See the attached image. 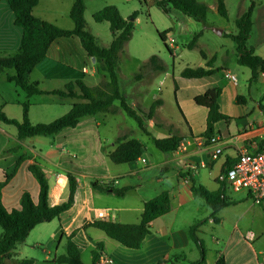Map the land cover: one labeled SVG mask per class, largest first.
I'll return each instance as SVG.
<instances>
[{"label": "crops", "instance_id": "obj_1", "mask_svg": "<svg viewBox=\"0 0 264 264\" xmlns=\"http://www.w3.org/2000/svg\"><path fill=\"white\" fill-rule=\"evenodd\" d=\"M68 1L70 10L73 0ZM149 1L152 2H144ZM132 2L121 0L113 6L123 18H127L130 11H136L134 7L130 10L127 8L128 3ZM124 8L128 10L126 16L122 13ZM32 13L64 30H71L74 26L70 18V21L64 20L61 24L56 16L49 18V0H38ZM166 16L171 23L157 32L168 31L163 45L171 49L169 55L174 58L178 47L174 42L175 31L172 27L178 26L182 33L183 25L192 24L193 19L174 9ZM13 20L14 14L8 3L0 0V59L15 55L20 47L22 29ZM140 21V16H137L134 25ZM252 22L248 40H255L248 47L264 59V0L255 2ZM104 23L107 25L102 28L109 30L108 23ZM90 33L100 47L109 46L111 40L99 44V34ZM235 33L221 30V35H217L214 32L217 37ZM132 38L118 54V86L126 102L144 113L140 115L149 135L127 123V116L121 111L84 117L76 127L63 129L55 136H37L20 143L16 140L15 127L0 122V182L4 184L1 201L8 212L19 209L20 197L24 192L30 194L34 203L38 200V184L27 170L29 165L35 164L43 171L52 206L67 201V173L77 183L71 207L58 219L39 224L33 229L39 228L42 233L48 228L42 226H49V249H43L45 253L42 258L37 259L35 252L43 235L29 241L32 230L23 243L16 245L14 259L2 264H17L24 258L33 259L32 264H54L51 263L54 257L65 254L68 236L78 246L84 264H92V251L97 244H101L102 250H96L98 258L95 264H102L100 257H110L114 264H188L197 261L200 256L189 237V228L198 221H202L197 236L205 246V264H218L219 261L221 264H264V232L244 231L242 225L246 214L237 210L247 200L252 201L246 192L232 191L223 177L225 169L239 153L258 151L264 141V81L259 76L250 80V75L239 67L234 69L241 72L244 78L237 80L230 72L228 65L237 64L233 42L225 50L222 47L210 51L203 49L207 59L213 58V68L218 70L209 76L189 79L181 77L180 72L185 67H205V60L201 58L195 64L183 62L180 68L174 70L172 67L169 70L164 54L158 48L153 50L146 42H140L137 50L134 47L130 50L128 46ZM152 55H156L157 61L146 65ZM228 57L232 62H227ZM13 74L11 69L0 73V107L8 118L21 120V103L25 100V94L14 83L7 81V75ZM138 74L140 78L137 79ZM226 74L234 76L235 81L227 78ZM168 78L171 81L175 121L163 112L161 87ZM78 79L89 87L96 86L100 81H108L107 74L99 69L96 61L87 57L77 38H60L52 42L43 60L29 74L30 82L36 83L43 92L62 90L66 83ZM214 87L221 89L219 110L230 120L215 125L212 138L216 141L211 143L205 141L203 135L207 109L196 105L194 98ZM29 100L28 119L31 124L49 123L66 114L74 103L83 102L79 98H59L51 94L33 95ZM155 100H160L161 104L152 118L147 119L146 113ZM170 134L182 137L179 148L169 153L158 151L151 137L165 138ZM117 139L139 140L144 146L142 155L125 164L112 163L108 154L115 149ZM17 145V151H8ZM217 149L220 152L215 156ZM141 158L145 159L144 163ZM92 181L115 188L128 187L129 190L123 196L99 192L91 187ZM192 184L200 185L209 192L218 191L222 186L224 197L230 204L211 215L212 211L205 201L191 191ZM163 192L169 195L170 209L150 223L149 234L138 249H127L109 239L102 231L88 226L98 220L138 224L144 203ZM117 253L118 256L115 255Z\"/></svg>", "mask_w": 264, "mask_h": 264}, {"label": "trees", "instance_id": "obj_2", "mask_svg": "<svg viewBox=\"0 0 264 264\" xmlns=\"http://www.w3.org/2000/svg\"><path fill=\"white\" fill-rule=\"evenodd\" d=\"M5 1L14 14V24L22 29V37L20 47L15 55L6 59H0V73L7 69L14 71V74L7 75L6 79L22 90L25 94V100L21 103V120L8 118L0 107V122L15 127L16 140L19 143L37 136L52 137L63 129L76 127L80 119L84 117L116 111L123 112L136 123L140 130L149 135L140 115L144 113L133 109L126 102L124 96L119 91L116 73L118 54L132 37L134 20L138 16L137 11H133L127 18H123L119 10L113 5L104 6L95 12L92 16L93 20L96 23L107 22L112 37L108 47H100L96 43L95 37L87 29L84 18V0H73V4L69 10V18L74 24L71 30L61 29L50 22L35 17L32 9L38 3V0ZM152 2L165 15H169L170 11L174 9L196 22L205 24L208 7L204 2L198 0H152ZM253 8L254 1L252 0L248 9L235 20L237 32L233 35H226L235 44L237 64L250 70V80L256 79L258 73L264 72V59L254 54L253 49L247 46L253 25ZM216 11L221 17H227L223 0H216ZM167 32H157L162 42L165 41ZM198 37L199 34L193 35L192 40L186 45L188 49L194 48ZM60 38H77L87 57L90 59L94 58L99 64V69L107 74L108 81H100L96 86L89 87L82 80L78 79L66 83L62 90L40 91L36 83L30 82L29 74L43 60L50 44ZM165 47L169 53H172L167 45ZM200 56L205 60V67H185L180 72L181 77L189 79L202 78L217 72L218 69L213 68V58L207 59V56L201 50ZM155 61H157V57L156 55H152L147 60L146 65L153 64ZM159 68L161 70L162 66ZM135 78H140V74ZM39 94H51L59 98H79L83 102L74 103L66 114L49 123L31 124L28 119V110L31 105L29 98ZM220 94V87H214L194 98L196 105L207 109L206 129L203 134L207 139L212 138L215 125L218 122H228L230 120L228 116L219 110L218 99ZM160 104V100H155L150 105L146 113L147 119L152 118L155 109ZM181 140L182 137L177 134H170L165 138L151 137L153 146L162 153L176 151L179 148ZM262 143L264 141L261 142L260 146ZM18 148L19 145L10 148L8 151L15 152ZM143 150V144L137 139H117L116 147L108 154V158L114 164H125L140 157ZM18 163L17 161L16 166ZM27 170L33 175L38 184L39 191L36 203L32 201L28 192H24L20 197L19 209L8 212L1 201L4 184L0 182V264L14 257L16 245L23 243L36 226L50 222L53 219H58L73 204L77 183L71 174H66L69 186L67 201L60 205L52 206L49 203L48 182L41 168L32 164L27 167ZM221 185L223 186L222 183ZM222 186L218 191L209 192L200 185L194 186L192 184L191 191L205 201L212 211L211 215H213L219 209L230 204L224 197ZM91 187L99 192L112 193L116 196H123L129 190L128 187L115 188L108 184L98 183L97 181H92ZM169 209V195L167 192H163L144 203L141 219L138 224H120L98 220L89 223L88 226L102 231L109 239L127 249H138L145 236L149 234L150 223L157 217L167 213ZM201 223L202 221H198L189 228V237L197 247L200 256L197 261L189 262L188 264H205V246L203 241L197 236V229ZM62 236L61 234L60 237ZM96 250H102L101 244H97L96 249L92 251V264H95L98 258ZM32 263L33 259L24 258L17 264ZM51 263L84 264L81 260L78 246L71 240V236L66 238L65 254L54 257ZM218 264H221V262L219 261Z\"/></svg>", "mask_w": 264, "mask_h": 264}, {"label": "rangeland", "instance_id": "obj_3", "mask_svg": "<svg viewBox=\"0 0 264 264\" xmlns=\"http://www.w3.org/2000/svg\"><path fill=\"white\" fill-rule=\"evenodd\" d=\"M121 0H84L85 3V13L84 18L86 21L87 29L93 34H99V44L102 42H110L111 36L109 30L106 28L105 30L102 28L103 25H107L104 22L96 23L93 20V14L100 10L103 6L119 4ZM201 1V0H199ZM227 17H221L216 11V0H202L207 7V16L205 24H201L199 22L191 20L192 24L183 25L182 33L179 32L178 26H173L172 30L175 31L174 42L178 47L176 50V56L171 58L169 52L164 47L163 42L158 37L157 31L161 30L166 25L171 23V19H168L167 16L160 10V8H156L155 4L151 1L144 2L143 0H133L132 3H128L127 8L130 10L131 8H135L138 12V16H140L141 21L138 22L137 25H134L133 28V38L129 43V49L137 50L139 48L140 42H146L149 47H152L153 50H160L164 55V60L167 64L169 70L173 67L174 70L180 68L183 62H187L189 64H195L198 60L201 59L200 50H212L213 48L218 50L219 48H229L230 45H233L232 41L225 36H215L214 29L224 30L225 32H237L235 26V20L238 16L245 12L252 0H223ZM254 4L257 0H253ZM69 1L68 0H49V18L51 16H56L57 20L61 24L62 21L67 20L70 21L68 17L69 10ZM52 6V7H51ZM122 8V7H121ZM122 13L125 15L128 10L125 8L122 9ZM132 13V11H130ZM129 13V14H130ZM126 16V15H125ZM169 16V15H168ZM256 15H253V20H255ZM203 27L205 28L203 30ZM175 29V30H174ZM194 34H199L197 42L192 49H188L187 46L183 48V45H187L191 40ZM106 35V36H105ZM109 40V41H108ZM252 40L247 41V46L252 45ZM214 46V47H213ZM124 48V47H123ZM227 62H232L230 57H228ZM234 67H239L241 71H244L246 75H250L248 68L237 65V64H229L228 68L231 69V73L237 78V80L244 78L241 72H237ZM136 80V79H135ZM162 91V100H163V112H165L169 117L175 121L176 114L174 113V106L172 100V91H171V81L170 79L165 80V84L161 87ZM127 123H130L134 127H137L135 122L126 117ZM238 211H244L246 214L245 222L242 225L244 231H254L255 233L264 232V210L254 206L250 200H247L245 204H242L237 209ZM42 227H48L47 230L42 233L39 228L33 230L31 235L29 236L30 240H36V238L41 234L42 241L36 247L35 256L37 259L42 258L45 253L44 248L49 249V226L44 224ZM1 231V229H0ZM118 256V253L115 254ZM14 257L11 259L13 260ZM14 262V261H12ZM9 264V263H3ZM50 264V262H48Z\"/></svg>", "mask_w": 264, "mask_h": 264}, {"label": "built area", "instance_id": "obj_4", "mask_svg": "<svg viewBox=\"0 0 264 264\" xmlns=\"http://www.w3.org/2000/svg\"><path fill=\"white\" fill-rule=\"evenodd\" d=\"M258 76L264 81V72L258 73ZM226 77L235 81L232 75L226 74ZM205 141L213 143L216 139L206 138ZM219 152L217 149L215 156ZM140 160L142 163L145 162L144 158ZM223 177L232 191L246 192L254 205L264 209V143L258 151L239 153L235 161L225 169ZM100 262L102 264H114L110 257H100Z\"/></svg>", "mask_w": 264, "mask_h": 264}, {"label": "water", "instance_id": "obj_5", "mask_svg": "<svg viewBox=\"0 0 264 264\" xmlns=\"http://www.w3.org/2000/svg\"><path fill=\"white\" fill-rule=\"evenodd\" d=\"M214 32L217 34V35H221V30H217V29H214ZM92 61H95L94 58H91Z\"/></svg>", "mask_w": 264, "mask_h": 264}]
</instances>
